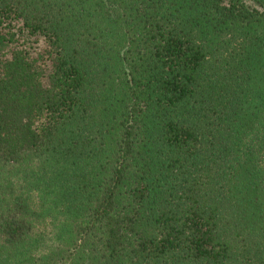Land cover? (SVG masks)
<instances>
[{
	"label": "trees",
	"instance_id": "1",
	"mask_svg": "<svg viewBox=\"0 0 264 264\" xmlns=\"http://www.w3.org/2000/svg\"><path fill=\"white\" fill-rule=\"evenodd\" d=\"M0 264H264V0H0Z\"/></svg>",
	"mask_w": 264,
	"mask_h": 264
}]
</instances>
